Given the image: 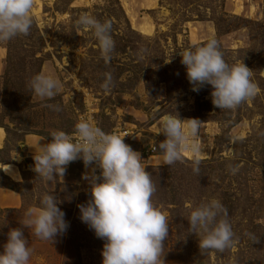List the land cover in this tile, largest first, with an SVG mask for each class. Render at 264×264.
<instances>
[{
    "label": "rangeland",
    "instance_id": "rangeland-1",
    "mask_svg": "<svg viewBox=\"0 0 264 264\" xmlns=\"http://www.w3.org/2000/svg\"><path fill=\"white\" fill-rule=\"evenodd\" d=\"M82 15L111 21L110 61L78 24ZM31 16L28 35L0 42V251L9 229L20 228L28 264H102L104 241L79 218L90 170L71 162L52 181L33 171L37 142H49L54 131L73 137L87 119L106 133L126 132L124 142L140 153L155 185L152 203L168 220L164 264H264V0H34ZM210 38L229 65L242 61L252 70L255 95L235 108H216L211 86L194 92L186 78L178 53ZM38 74L60 83L53 98L31 90ZM176 114L200 120L189 140L199 152L182 150V159L167 165L162 120ZM44 194L61 200L69 224L53 243L23 226ZM212 199L226 209L218 219L234 233L222 252L199 249L202 233L188 225L191 210Z\"/></svg>",
    "mask_w": 264,
    "mask_h": 264
},
{
    "label": "clouds",
    "instance_id": "clouds-1",
    "mask_svg": "<svg viewBox=\"0 0 264 264\" xmlns=\"http://www.w3.org/2000/svg\"><path fill=\"white\" fill-rule=\"evenodd\" d=\"M33 7L34 0H0V42L29 34ZM78 24L92 31L105 61H110L115 48L111 21L101 22L82 15ZM178 54L192 91L198 92L204 85H210L212 104L216 108H235L255 95L252 70L242 61L229 65L215 38ZM111 80V75L106 74L105 89L110 87ZM60 87L50 75L38 74L30 81L31 90L41 98H53ZM199 124L198 119L181 120L177 114L163 118L165 139L159 143V150L165 164L181 160L182 150L190 151L193 156L199 152L198 144H189V140L194 141L197 136ZM74 134L76 139L64 131H54L49 142H37L39 151L33 157V171L44 180L52 181L57 176L62 178L66 166L77 159L82 160L85 167L93 166L83 176L89 185V199L78 208L81 222L104 241L102 264H164L168 220L152 203L155 185L141 164L140 153L126 144L124 137L106 133L87 119L75 125ZM193 162L198 172L200 161L194 159ZM7 166L10 172L11 165ZM60 202L56 196L44 194L40 208L29 211L23 226L31 227L36 237L53 243L69 227L65 213L58 207ZM222 215L227 216L226 209L216 199L191 210L188 217L191 232L202 233L199 249L222 252L231 247L234 233L227 219H218ZM29 258L30 250L23 231L9 229L0 251V264H28Z\"/></svg>",
    "mask_w": 264,
    "mask_h": 264
},
{
    "label": "built area",
    "instance_id": "built-area-1",
    "mask_svg": "<svg viewBox=\"0 0 264 264\" xmlns=\"http://www.w3.org/2000/svg\"><path fill=\"white\" fill-rule=\"evenodd\" d=\"M116 134H118V135H120V136H122V137H124V138H126L127 137V133L126 132H118V133H116ZM123 138V139H124ZM73 139H76V137L75 136H73ZM154 150H155V147H152L151 149H150V152H154ZM74 162H76V163H80L81 165H84V163H83V161L82 160H80V159H77L76 161H74ZM70 164V163H69ZM68 164V165H69ZM93 166H88V167H85V165H84V168H87V169H89V170H91V168H92ZM90 172V171H89ZM86 173V172H85ZM88 173V172H87ZM96 174L98 175L99 174V169H97V171H96Z\"/></svg>",
    "mask_w": 264,
    "mask_h": 264
},
{
    "label": "crops",
    "instance_id": "crops-1",
    "mask_svg": "<svg viewBox=\"0 0 264 264\" xmlns=\"http://www.w3.org/2000/svg\"><path fill=\"white\" fill-rule=\"evenodd\" d=\"M0 142H1V140H0Z\"/></svg>",
    "mask_w": 264,
    "mask_h": 264
},
{
    "label": "bare ground",
    "instance_id": "bare-ground-1",
    "mask_svg": "<svg viewBox=\"0 0 264 264\" xmlns=\"http://www.w3.org/2000/svg\"><path fill=\"white\" fill-rule=\"evenodd\" d=\"M160 157V156H159Z\"/></svg>",
    "mask_w": 264,
    "mask_h": 264
}]
</instances>
